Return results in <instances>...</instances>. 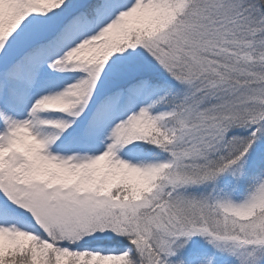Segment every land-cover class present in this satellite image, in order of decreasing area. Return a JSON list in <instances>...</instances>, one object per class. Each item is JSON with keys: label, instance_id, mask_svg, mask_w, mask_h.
Segmentation results:
<instances>
[{"label": "snow or ice", "instance_id": "obj_1", "mask_svg": "<svg viewBox=\"0 0 264 264\" xmlns=\"http://www.w3.org/2000/svg\"><path fill=\"white\" fill-rule=\"evenodd\" d=\"M0 264H264V0H0Z\"/></svg>", "mask_w": 264, "mask_h": 264}]
</instances>
